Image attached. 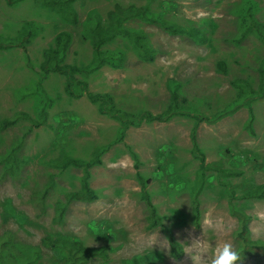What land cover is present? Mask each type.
<instances>
[{"label": "rangeland", "instance_id": "obj_1", "mask_svg": "<svg viewBox=\"0 0 264 264\" xmlns=\"http://www.w3.org/2000/svg\"><path fill=\"white\" fill-rule=\"evenodd\" d=\"M71 6L76 23L34 0H0V264H71L70 258L72 264H211L225 242L239 252L234 206L253 218L252 241L264 244V201L246 197L251 183L264 184V94L249 96L243 86L258 91L264 82V0H74ZM112 16L142 36L148 56L133 39L117 36L102 50L123 53L121 65L77 73L74 91L81 95L69 96L66 76L44 74L45 50L67 33L64 64L90 66L93 30L109 26ZM155 18L201 38L175 35ZM28 22L35 35L26 42ZM80 82L93 94H110L117 111L166 119H144L123 135L115 113H102ZM99 150L101 164L90 170L97 199L74 200L56 221L58 205L82 189L85 174L57 164L67 156L89 162ZM154 216L159 224L152 228ZM50 236L69 239L71 250L45 246ZM203 242L206 253H199L195 243ZM238 264H264V255L249 253Z\"/></svg>", "mask_w": 264, "mask_h": 264}, {"label": "trees", "instance_id": "obj_2", "mask_svg": "<svg viewBox=\"0 0 264 264\" xmlns=\"http://www.w3.org/2000/svg\"><path fill=\"white\" fill-rule=\"evenodd\" d=\"M25 0H8L9 4H15L18 2H22ZM37 3L49 7L50 9L56 11L57 13L63 15L67 20L68 19H73V22H77V16L76 13L74 12L71 4L74 2V0H34ZM112 23L107 26V27H101L97 26L93 30V35L95 37V60L92 62V64L88 67L85 68H78L75 66L71 65H65L64 61L68 55L69 47L72 42V37L71 35L67 33H60L56 37V44L54 47L45 50L44 56L45 60L44 63L42 64L41 68L45 72L44 74H50V73H58L63 76H66L68 85L66 87V92L69 96L71 97H79L81 94H77L74 91V78L77 73H82L85 75H90L94 71L98 70L101 68L102 65L105 63L110 64L114 67H119L121 63L124 60V54L119 53L118 55L115 54H110L102 50V47L107 44L108 42L113 41L117 36L122 35L129 37L134 40L136 48L142 52V55L144 57H147L149 54V51L143 44V38L140 35H136L132 33L129 30H126L122 27L121 22H122V17L120 16H112ZM155 21L158 22L163 28H165L167 31L175 34V35H180V34H189L192 35L198 39H200V35L194 31V30H187L181 27H176L173 25H170L163 21L162 19L155 18ZM34 29V24L33 23H26V25L23 28L22 32V41L28 42L29 39L35 35ZM27 38V39H26ZM1 41V37H0ZM263 74H264V65H263ZM264 79V77H263ZM41 81L38 83V91L41 88ZM244 91L249 94V96H261L264 94V82L262 86L259 88L258 91L252 89L248 84L244 83ZM80 87L84 90V92L87 93L88 98L93 102V103H98L100 104V110L102 113L106 112H114L115 115L118 117V119L121 122V128H122V134L124 135L125 132L132 126H139L141 122L144 121V119H147L148 121H159L163 122L166 117L162 115L154 116L151 115L150 113H143L140 116H134L130 114H126L122 111H117L114 108V101L113 98L110 94H93L88 91L87 85L85 82H80ZM177 100V95L176 93L174 94V101ZM112 106V108L107 109V107ZM131 125V126H130ZM100 153H102V150H99L98 152L95 153L96 157L93 160H90L89 162H85L82 160L78 159H73L69 156L65 157L63 161L59 164H57L58 167H60L62 170H66L69 167H77V168H84L85 174L83 176L82 180V189L80 191H76L73 193H70L67 199L66 204H59L58 205V216L56 217V221H63V213L67 207V204L72 203L74 200H83L86 202H92L97 199V195L94 192L93 188L91 187V172L90 170L97 166L98 164H101V160L99 158ZM201 161V170L202 174L205 173L204 171L206 170V160L204 156L199 157ZM139 179L143 186H145L144 178L139 176ZM54 183V181L51 182V185ZM145 188V187H144ZM249 188V192L247 194V198H255L259 200L264 201V184L262 185H256L254 183H251ZM49 187L45 190V192L40 195L41 199H44L46 196V193L48 192ZM234 194L232 198L234 199ZM146 200L149 202V206L152 207L153 214H156V210L152 202L148 197H146ZM11 203V202H8ZM197 212L198 207H197ZM233 213L236 215L239 219V225L238 229L235 233V239L239 245V253L241 254V259L246 258V255L249 253L252 254H262L264 255V244L263 243H258L254 242L251 239V232H250V224L253 221V218L243 209L236 208L234 206L233 208ZM157 216V215H156ZM154 216L155 223L152 224V228L156 227L159 224L158 218ZM21 218H23L24 221L27 220L25 216L21 215ZM69 239H66L64 237H59L57 239H54L53 236L47 237L45 240H43V244L47 247H50V249H56L60 250V247L66 250H71V245L70 242H68ZM11 241L8 240L5 242L6 246H10ZM57 245L60 247L58 248ZM172 244L175 248L179 249V245L172 240ZM88 252L85 253V255ZM180 252H177L174 254L175 256H178ZM72 255V253H71ZM67 255H65L66 257ZM64 257L61 259L63 260ZM72 259H68L69 263L72 264Z\"/></svg>", "mask_w": 264, "mask_h": 264}, {"label": "clouds", "instance_id": "obj_3", "mask_svg": "<svg viewBox=\"0 0 264 264\" xmlns=\"http://www.w3.org/2000/svg\"><path fill=\"white\" fill-rule=\"evenodd\" d=\"M195 244L199 246V253H206L207 246L205 245V242L202 244ZM198 259H201V255L198 256ZM240 260L241 254L233 248L231 243L228 242H225L222 246L217 247L211 256V264H238V261Z\"/></svg>", "mask_w": 264, "mask_h": 264}]
</instances>
